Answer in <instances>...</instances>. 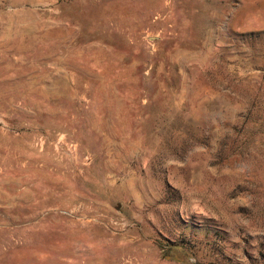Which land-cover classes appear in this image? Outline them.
I'll return each mask as SVG.
<instances>
[{"label": "rangeland", "instance_id": "1", "mask_svg": "<svg viewBox=\"0 0 264 264\" xmlns=\"http://www.w3.org/2000/svg\"><path fill=\"white\" fill-rule=\"evenodd\" d=\"M0 264H264V0H0Z\"/></svg>", "mask_w": 264, "mask_h": 264}]
</instances>
